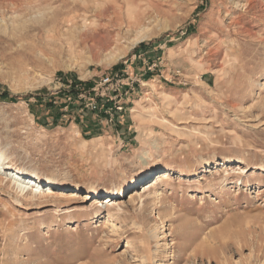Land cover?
<instances>
[{"label": "rangeland", "instance_id": "1", "mask_svg": "<svg viewBox=\"0 0 264 264\" xmlns=\"http://www.w3.org/2000/svg\"><path fill=\"white\" fill-rule=\"evenodd\" d=\"M0 156V264H264V0H0Z\"/></svg>", "mask_w": 264, "mask_h": 264}, {"label": "bare ground", "instance_id": "2", "mask_svg": "<svg viewBox=\"0 0 264 264\" xmlns=\"http://www.w3.org/2000/svg\"><path fill=\"white\" fill-rule=\"evenodd\" d=\"M138 31L139 32L137 33L138 35H137V38L135 40H139L141 38L143 39V38L147 37L146 35L149 34V33L147 34V32H145L144 28L141 31L140 30H138ZM0 173L7 174L11 177V179L17 181L19 184V187L17 189L20 190V192H22L23 195L28 194V192H29L28 189L30 188V184L35 185V184L39 183L37 185H40V183H43V185L52 184L58 188L59 187L67 188L64 183L57 180L55 177L39 175L36 172H30L28 170L15 169V168L11 167L9 164H6V163L1 162V161H0ZM164 178L166 179L167 177L165 176ZM27 179H29V180L27 181ZM160 182H163V180L160 178L159 175H157L156 180L152 179L150 181H147L146 183H143L142 187H144V189L142 191H140V189L142 188L141 187L140 189H138L136 191L135 195L139 196V197L146 195V193L150 192L152 187H155V185L160 183ZM115 185H118V188L122 187L120 183L115 184ZM93 188L94 187H92V189ZM92 189H91V191H93ZM32 190H34V189H32ZM35 191L37 193V190H35ZM158 198H159V196H158ZM105 200H106L105 203L112 201V199L109 200V198H106Z\"/></svg>", "mask_w": 264, "mask_h": 264}, {"label": "built area", "instance_id": "3", "mask_svg": "<svg viewBox=\"0 0 264 264\" xmlns=\"http://www.w3.org/2000/svg\"><path fill=\"white\" fill-rule=\"evenodd\" d=\"M108 81H110V78L109 77H107V78L104 79V82H108ZM92 107L93 108H97L98 106L96 104H93L92 103ZM118 108L121 109V107H118Z\"/></svg>", "mask_w": 264, "mask_h": 264}]
</instances>
